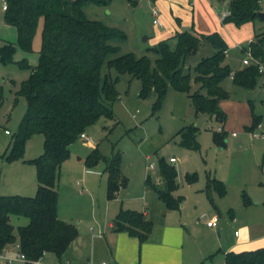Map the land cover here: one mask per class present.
Segmentation results:
<instances>
[{"label":"rangeland","instance_id":"374dc122","mask_svg":"<svg viewBox=\"0 0 264 264\" xmlns=\"http://www.w3.org/2000/svg\"><path fill=\"white\" fill-rule=\"evenodd\" d=\"M171 1L178 4V0ZM206 1L212 4V9L217 10L213 17H206L203 14L201 20L207 19V21L202 30L207 34L218 32L222 36L227 44L225 63L232 73L239 71L245 67L243 59L247 58L249 42L254 38L253 35L264 32V21L257 19L253 25L246 23L240 26L232 22L224 23L220 20L218 13L228 8L229 0ZM153 5L158 11L156 24L152 23L149 0H138L135 5H131L127 0H111L108 5L84 6L83 12L88 20L99 21L125 34V40L111 42L119 47V51L108 55L107 59L131 53L136 58L147 57L152 66L154 65L158 56L151 49L159 42L167 40L169 31L165 30L167 23L164 17H161L159 7L155 2ZM259 8L264 12V0H259ZM177 14L172 9L167 11L166 17L172 24L171 32L176 31L177 28L180 31L184 30L183 25L176 19ZM40 33L41 21L37 26L29 53L16 48L13 62L4 64L0 61L2 95L0 100V196L32 197L37 190L35 167L27 161L43 152L42 135L35 134L28 139L29 145L25 147L23 160L9 162L5 154L26 110L25 99L17 96L16 92L20 83L28 77L30 67L37 64L41 45ZM168 42L171 48H174L175 40L170 39ZM5 43H16V31L14 27L4 24L2 0H0V47ZM209 53L208 47H202L188 60L187 65L190 68L193 67L196 61ZM22 59H25L28 68L20 66L19 61ZM249 60L252 65L257 62L253 57ZM258 63L264 71V60ZM105 76L114 81L118 97L110 103L111 117H99L84 129L83 133L95 144L91 145L77 137L69 146V157L60 166L56 183L62 213L68 212L67 210L63 212V205H79L77 210L83 206V210L90 211L88 194L93 192L105 194L108 177L105 162L99 160L93 166L87 164L88 156L95 150L107 160L118 158L120 175L126 180V187L123 190L131 196L140 194L144 189L151 194L155 193L150 186V188L145 186L148 176L151 183L158 190H162L164 183L157 181L158 177L161 179L159 161L163 158L168 162L170 157H174L176 162L170 163V166L177 173L176 188L171 194L181 198L179 213L190 219L202 214L203 224L198 225L195 234L197 242L202 248L205 245L202 241L207 242L209 247L211 245V248H215L214 255L203 256L197 264H224L225 253L222 251L231 247L230 250L239 252L241 247L236 246L237 238L240 233L242 236L245 228H248L252 234L251 239L263 236L264 183L262 187L249 178L244 181V175L253 173L264 182V135L261 138H252L246 131V127L252 123V116H255L259 117L261 130L264 132V114H262L264 90L261 88L263 78L258 79L253 89L235 86L231 77L222 81L221 86L228 93V98L222 103L221 109L226 114V120L221 125L205 114H195L186 93L177 92L168 87L159 107L154 110L155 93L151 91L146 97H140L139 79L128 73L120 74L114 68L108 69L104 65L101 70V81ZM192 87L193 90L197 88L195 84ZM190 124L197 127L196 149H187L179 145L178 131ZM5 130H8V134ZM221 130L227 138L224 150H220L213 139V132ZM259 131L260 129L254 130L255 133ZM233 132L236 134L235 138L232 136ZM150 165L153 169H149ZM193 172L196 174V181L188 184L184 174ZM223 175L228 180V183L221 181L226 190L223 198L217 197L214 191L211 192L214 196V204L219 208L217 213L206 197V184L208 179L220 180ZM242 177L244 183L241 182ZM198 197L202 198L204 206L199 204ZM69 210L72 213L71 207ZM70 212L68 216H71ZM213 212L218 218V226L208 230L205 221L209 213ZM10 223L17 228L26 224L27 219L12 216ZM261 247H264V240L253 242L246 249L254 250ZM50 257L54 255L48 253L40 259L46 260Z\"/></svg>","mask_w":264,"mask_h":264},{"label":"trees","instance_id":"16d2710c","mask_svg":"<svg viewBox=\"0 0 264 264\" xmlns=\"http://www.w3.org/2000/svg\"><path fill=\"white\" fill-rule=\"evenodd\" d=\"M3 22L16 31V43H5L0 47V61L13 62L16 48L29 53L37 26L41 21V45L37 64L30 67L28 77L16 92L26 101V110L17 132L13 135L5 154L9 162L23 160L28 139L39 134L43 137V152L27 162L36 170L37 190L34 196H0V250L18 242L20 251L28 260L25 264L38 261L45 254H52L60 262L62 255L76 236L73 224L61 220L57 214L58 192L56 183L59 168L69 157V146L84 129L99 117H111L110 103L118 95L115 83L108 76L101 81V70L105 65L118 73H128L141 82L140 97L151 91L157 109L168 87L186 93L195 114H205L224 124L226 114L220 102L228 98L221 83L231 77L232 83L241 88L253 89L264 73L256 65H245L232 73L225 63L227 44L218 32L199 34L195 31L177 32L161 41L151 50L158 56L152 66L147 57L136 58L133 54H116L119 47L112 41L125 40V34L99 21L88 20L83 12L85 5H108L111 0H5ZM135 5L138 0H127ZM222 1V0H221ZM230 15L223 22L237 26L253 23L259 19V0H229ZM175 40L171 48L169 40ZM264 32L255 34L249 42L254 59L264 60ZM202 47L210 53L202 56L193 67L188 60ZM25 59L19 61L22 68H28ZM193 84L197 86L193 90ZM2 99L0 91V100ZM260 124L259 117L252 116V123L246 130L254 131ZM197 127L193 124L182 127L177 136L179 145L187 149L197 148ZM217 146L224 147V132H213ZM99 160L106 164L108 199H112L126 180L119 172L118 158L107 160L97 150L87 158L89 166ZM26 162V161H25ZM161 181L164 188L158 190L146 178V185L153 189L168 210H179L181 198L172 196L176 188V170L163 158L160 159ZM185 181H196V174L185 173ZM212 191L223 197L225 187L220 180L208 179L206 197L214 206ZM24 217L27 223L15 228L10 218ZM113 226L116 231H125L130 236L145 241L152 230V222L142 212L121 209ZM202 264V263H201ZM224 264H264V247L240 252L228 251L224 254Z\"/></svg>","mask_w":264,"mask_h":264},{"label":"crops","instance_id":"0c3cea01","mask_svg":"<svg viewBox=\"0 0 264 264\" xmlns=\"http://www.w3.org/2000/svg\"><path fill=\"white\" fill-rule=\"evenodd\" d=\"M149 2L151 5L155 2L159 7L161 17H164L167 23L165 28L166 31H169L167 37L182 31H195L199 34H207L202 30L207 19L201 20V17L203 14L206 17H213L217 10L215 8L212 9V4L206 0H178V4L171 0H149ZM168 9L178 13L176 19L183 25L184 30L180 31L177 28L175 29L176 31L171 32L172 24L166 17ZM254 22L249 24L253 25ZM223 101L220 102V107H222ZM259 129L258 134H260V137L258 138H261L264 132L261 127ZM247 132L250 133L249 131ZM5 133L8 134V130H5ZM235 135L232 134L233 138L236 137ZM225 141L227 142V138ZM28 145L29 140L26 142L25 147L27 148ZM220 150H224V148L220 147ZM149 169H153V166L152 168L149 166ZM248 178L263 187L264 182L259 180L260 178L257 175L253 173L244 175V181ZM157 181L160 182L161 179L158 177ZM220 181L228 183L227 177L224 175L220 177ZM241 182L244 183L243 177ZM145 186L149 187L146 182ZM125 187L126 182L124 186L119 187L112 199H108L106 196L107 187L105 194H100L99 192L88 194V192L90 211L87 209L83 210V206L82 208L80 206V210H77L79 205H63V212H70L69 207L72 208L71 216H68V212L62 213L58 199V217L74 225L76 236L62 255L61 262L55 257H50L46 258V260L40 259L36 264H197L203 256L214 255L215 248H211V245L209 247L208 243L204 241L202 242L205 245L202 248L197 242L195 234L198 225L203 224L201 219L204 216L202 214L195 216L196 218L193 219L187 218L179 213L180 209L168 210L165 204L158 199L156 192L151 194L144 189L140 194L131 196L130 193L126 194V190H123ZM79 193L84 194L83 192ZM217 197L221 198L220 196ZM212 198H214L213 194ZM197 200L200 205L204 206L201 197H198ZM213 207L215 212L218 213V206L214 204ZM121 209L142 212L145 218L152 222L151 233L145 241L139 242L137 238L130 236L127 232L115 230L113 222ZM75 210L77 211L75 212ZM213 217L217 218L216 214L214 212L209 213L208 219ZM216 227L206 226L208 230ZM251 235L248 228H245L242 236L241 233L238 235L236 246L241 247L239 252L247 250L246 248L255 241L264 240V234L259 238L252 239L250 238ZM230 249L231 247H228L222 252L232 251ZM6 250L11 255L15 252L13 244L7 246ZM14 263L24 264L21 262Z\"/></svg>","mask_w":264,"mask_h":264},{"label":"built area","instance_id":"2783aa9c","mask_svg":"<svg viewBox=\"0 0 264 264\" xmlns=\"http://www.w3.org/2000/svg\"><path fill=\"white\" fill-rule=\"evenodd\" d=\"M2 8L5 10L6 9V1L5 0H2ZM150 12H151V15L153 17V20H152V23L156 24L157 23V14H158V11H157V8L152 4L151 5V8H150ZM219 15V18L221 21H223L226 17H228L230 15V11L229 9H226V10H223L221 12L218 13ZM252 58V55H251V52H250V49L247 51V58L243 59V64L244 65H250V60ZM256 66L258 67V71L260 73H263V69L261 68L260 64L258 63V60L256 59ZM262 114H264V103H263V109H262ZM261 127L260 124L257 125L256 129H259ZM233 135H235V133H233ZM249 135L252 137V138H258L260 137V134L258 133H255L254 131H251L249 133ZM79 137L81 139H83L84 141H86L87 143L91 144V145H94L95 142L87 137L84 133H81L79 135ZM169 163H175L176 162V159L174 157H170L169 160H168ZM150 168H152V166L150 165ZM205 224L206 226L208 227H216L217 226V218L216 217H213V218H210L208 220L205 221ZM13 247L15 249V252L13 255L9 254L5 249L3 250H0V264H13L14 262H21V263H27L28 260L26 259L25 255L20 251V245L18 242L14 243L13 244ZM38 261H34L32 262L31 264H36ZM64 264H67V263H64ZM102 264H105V263H102Z\"/></svg>","mask_w":264,"mask_h":264},{"label":"water","instance_id":"95a60500","mask_svg":"<svg viewBox=\"0 0 264 264\" xmlns=\"http://www.w3.org/2000/svg\"><path fill=\"white\" fill-rule=\"evenodd\" d=\"M257 16H258V18H259L260 20H263V21H264V12H262V11H258V12H257Z\"/></svg>","mask_w":264,"mask_h":264}]
</instances>
